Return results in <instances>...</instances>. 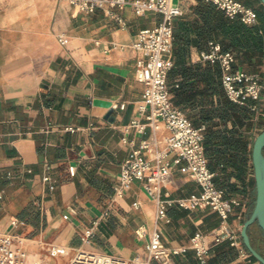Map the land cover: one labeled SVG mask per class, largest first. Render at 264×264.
Listing matches in <instances>:
<instances>
[{
  "label": "crops",
  "instance_id": "0c3cea01",
  "mask_svg": "<svg viewBox=\"0 0 264 264\" xmlns=\"http://www.w3.org/2000/svg\"><path fill=\"white\" fill-rule=\"evenodd\" d=\"M132 1L86 12L70 0H0V229L21 236L18 246L32 263L68 264L78 250L123 257L145 254L153 232L166 245H189L196 231L207 233L221 225L210 207L186 209L174 204L167 217H158L157 203L142 179H135L122 195L116 194L121 164L151 134L150 128L143 133L125 130L144 93L136 74L139 53L131 44L140 30L162 19L154 11L138 14ZM241 1L257 9V24H262L261 1ZM179 2L183 13L175 21V31L181 30V38L174 37L171 81L170 71L168 75L171 99L194 124L206 125V155L216 185L227 197L245 200L227 222L241 235L256 202L252 152L256 136L264 130V117L237 103V114L228 119L217 114L223 105L208 90L206 64L219 63L203 60L201 53L209 50L211 41H218L209 40L202 48L199 0ZM228 50L237 55L236 69L254 72L259 58L257 68L264 67V56L257 52L244 47ZM180 81L189 87L191 101L180 102L171 90ZM219 81L222 85L221 74ZM209 110L214 117L202 122V113ZM70 126L75 129H67ZM172 178L163 189L164 197L200 191L178 167ZM12 218H19L18 226H10ZM94 219H98L95 235L82 239ZM142 225L146 232L140 237L136 230ZM249 234L253 246L264 253V233L258 224L249 228ZM49 243L67 247L68 253L49 256ZM174 260L196 264L195 250ZM205 264L261 263L241 237L237 245L230 240L215 244Z\"/></svg>",
  "mask_w": 264,
  "mask_h": 264
},
{
  "label": "built area",
  "instance_id": "2783aa9c",
  "mask_svg": "<svg viewBox=\"0 0 264 264\" xmlns=\"http://www.w3.org/2000/svg\"><path fill=\"white\" fill-rule=\"evenodd\" d=\"M180 0H133L132 6L138 14L147 11L158 12L162 19L154 27L144 28L131 44L139 56L136 60V74L144 84L142 99L137 104L135 117L125 126L126 131L143 133L151 129L148 138L141 141L121 164L116 194L122 195L135 180H145L146 192L155 199L158 217H167V209L177 204L186 209L210 207L221 218V225L210 232L196 231L189 245H166L158 233L149 235L145 254L136 253L129 257L112 255L100 251L78 250L68 264H176L174 257L195 250L196 264H205L210 250L215 244L230 240L233 245L241 242L238 230L230 229L229 215L237 207H244L242 197H227L225 190L216 185L215 173L210 169L205 147L206 125L193 123L191 118L172 99L168 83L169 71L173 67L172 48L175 37V21L183 13ZM215 5L230 19H239L247 25L258 23V11L241 0H204ZM79 10L93 12L99 8L123 7L127 0H70ZM62 44L66 41L60 36ZM205 61L217 62L221 67V82L226 96L239 105L249 106L262 115L264 101V76L259 72L236 69L237 55L224 50L218 42L211 41L209 50L201 53ZM67 129L74 130V127ZM166 130L167 133L160 135ZM128 142L127 138L123 139ZM175 167L187 173L200 187V191L189 196L169 198L163 196V189L172 183ZM74 173V167H71ZM52 188V186H51ZM109 211L104 213L108 216ZM65 217H67L65 215ZM20 223L12 218L11 227ZM98 219H94L86 229L82 239L95 235ZM140 237L145 236V226L136 230ZM20 235L10 230L0 229V264H40L30 262L26 252L18 246ZM49 256H63L67 247L49 243L46 245Z\"/></svg>",
  "mask_w": 264,
  "mask_h": 264
},
{
  "label": "trees",
  "instance_id": "16d2710c",
  "mask_svg": "<svg viewBox=\"0 0 264 264\" xmlns=\"http://www.w3.org/2000/svg\"><path fill=\"white\" fill-rule=\"evenodd\" d=\"M196 12L201 15L204 26L201 35V47L206 48L209 40H217L224 50L239 47H244L249 52L256 53L264 56V20L260 15L262 24L247 25L239 19H227L223 12L215 7V5L208 3L204 0H199V4L196 7ZM175 37L181 38V30L175 31ZM261 59L259 58L256 63L259 64ZM256 64V65H257ZM206 72L208 74L207 81L209 82L208 90L211 94L219 97L218 102L223 105L222 110L217 113L221 118L228 119L230 115L237 114L239 110L238 105L231 101L225 94L224 89L219 81L221 74L218 64L214 66L209 63L206 64ZM255 65L254 70L257 71ZM175 73L173 67L170 70L171 77ZM171 90L174 91L181 102H188L191 99L188 96L189 87H185L183 82H178V86H172ZM246 112V111H245ZM247 114V113H246ZM214 117V111L209 110L202 113L200 120L207 122ZM196 124V123H195ZM250 216V215H249ZM264 255L263 252L259 251Z\"/></svg>",
  "mask_w": 264,
  "mask_h": 264
},
{
  "label": "water",
  "instance_id": "95a60500",
  "mask_svg": "<svg viewBox=\"0 0 264 264\" xmlns=\"http://www.w3.org/2000/svg\"><path fill=\"white\" fill-rule=\"evenodd\" d=\"M264 5V0H260ZM110 111L108 117L111 115ZM255 180H256V202L250 216L245 220L241 229L243 243L257 261L264 264V255L252 244L249 228L258 224L264 233V130L255 138L252 152Z\"/></svg>",
  "mask_w": 264,
  "mask_h": 264
},
{
  "label": "rangeland",
  "instance_id": "374dc122",
  "mask_svg": "<svg viewBox=\"0 0 264 264\" xmlns=\"http://www.w3.org/2000/svg\"><path fill=\"white\" fill-rule=\"evenodd\" d=\"M254 72H259V73H261L262 76H264V67H261V68L257 69V71H254ZM261 106H262V111L264 112V101H262ZM262 117H264V116L260 115L261 119H262ZM259 124H261V122H259ZM23 230L24 231H30L29 229H23ZM252 235H253V238H254V240L256 242V236H257L256 232L253 231ZM261 237L263 239L262 244L264 245V235L261 234ZM46 253H47V251H46ZM38 262H42L41 258L38 259Z\"/></svg>",
  "mask_w": 264,
  "mask_h": 264
}]
</instances>
